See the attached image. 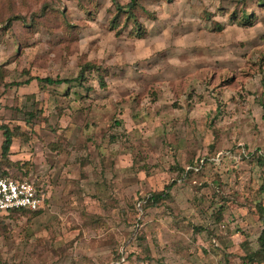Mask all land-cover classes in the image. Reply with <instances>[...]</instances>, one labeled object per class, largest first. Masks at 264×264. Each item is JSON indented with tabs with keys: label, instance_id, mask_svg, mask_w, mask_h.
Returning a JSON list of instances; mask_svg holds the SVG:
<instances>
[{
	"label": "rangeland",
	"instance_id": "374dc122",
	"mask_svg": "<svg viewBox=\"0 0 264 264\" xmlns=\"http://www.w3.org/2000/svg\"><path fill=\"white\" fill-rule=\"evenodd\" d=\"M129 1L0 0V264H264V0Z\"/></svg>",
	"mask_w": 264,
	"mask_h": 264
},
{
	"label": "built area",
	"instance_id": "2783aa9c",
	"mask_svg": "<svg viewBox=\"0 0 264 264\" xmlns=\"http://www.w3.org/2000/svg\"><path fill=\"white\" fill-rule=\"evenodd\" d=\"M46 193L27 178L0 175V214L13 211H40L45 208Z\"/></svg>",
	"mask_w": 264,
	"mask_h": 264
},
{
	"label": "trees",
	"instance_id": "16d2710c",
	"mask_svg": "<svg viewBox=\"0 0 264 264\" xmlns=\"http://www.w3.org/2000/svg\"><path fill=\"white\" fill-rule=\"evenodd\" d=\"M136 1L137 0H130L125 5V7H128L130 9L135 7L136 6ZM35 79H37L38 81H43V82H45L46 84H49V85H56V84H60V83H68L69 81H71V80L66 79V78H55V79H53V78H50V77H45V78L36 77ZM28 82L29 81L26 80L24 83H28ZM2 127H3L4 140L1 143V150H2V154L3 155H7V153L9 152V148H10L11 142H12V135H11V132H10L8 127H6V126H2ZM167 188H169V186H167ZM157 197L158 196H156V195L150 194L148 199L155 202ZM22 211H26V210H22ZM260 243H261V246L264 247V231L260 235Z\"/></svg>",
	"mask_w": 264,
	"mask_h": 264
}]
</instances>
